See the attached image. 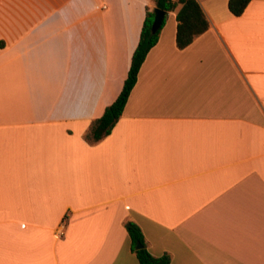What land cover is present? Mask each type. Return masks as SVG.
Wrapping results in <instances>:
<instances>
[{
	"label": "crops",
	"instance_id": "crops-1",
	"mask_svg": "<svg viewBox=\"0 0 264 264\" xmlns=\"http://www.w3.org/2000/svg\"><path fill=\"white\" fill-rule=\"evenodd\" d=\"M185 48L168 11L123 114L153 0H0V264H264V0Z\"/></svg>",
	"mask_w": 264,
	"mask_h": 264
},
{
	"label": "trees",
	"instance_id": "trees-1",
	"mask_svg": "<svg viewBox=\"0 0 264 264\" xmlns=\"http://www.w3.org/2000/svg\"><path fill=\"white\" fill-rule=\"evenodd\" d=\"M155 7L166 11L177 12V33L176 41L179 48H185L194 39L204 33L210 26L209 19L199 0H153ZM250 0H229L228 6L232 14L241 15ZM155 12L154 8H147L143 22L138 45L132 55L131 65L125 78L123 87L117 98L106 107L104 113L96 118L87 133V139L96 142L107 136L113 129L116 122L123 114L131 91L135 86L140 68L145 61L151 48L158 42L159 33L165 23V19L156 32L152 31ZM131 238V248L136 253L140 264H170L171 256L165 253L161 256L153 255L147 248L146 239L141 227L133 220L125 223ZM142 247H137L138 244Z\"/></svg>",
	"mask_w": 264,
	"mask_h": 264
},
{
	"label": "water",
	"instance_id": "water-1",
	"mask_svg": "<svg viewBox=\"0 0 264 264\" xmlns=\"http://www.w3.org/2000/svg\"><path fill=\"white\" fill-rule=\"evenodd\" d=\"M154 12H155V17H154V22L152 26V31L156 32L160 29L165 19L166 11L161 8L154 7ZM137 247H142V244L139 243Z\"/></svg>",
	"mask_w": 264,
	"mask_h": 264
}]
</instances>
